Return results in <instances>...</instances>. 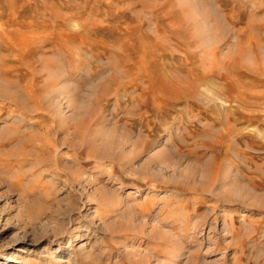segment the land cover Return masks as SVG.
I'll list each match as a JSON object with an SVG mask.
<instances>
[{
    "label": "rangeland",
    "instance_id": "obj_1",
    "mask_svg": "<svg viewBox=\"0 0 264 264\" xmlns=\"http://www.w3.org/2000/svg\"><path fill=\"white\" fill-rule=\"evenodd\" d=\"M0 264H264V0H0Z\"/></svg>",
    "mask_w": 264,
    "mask_h": 264
}]
</instances>
